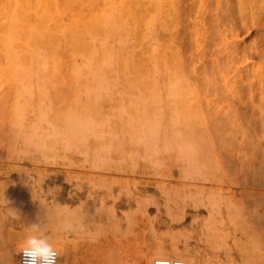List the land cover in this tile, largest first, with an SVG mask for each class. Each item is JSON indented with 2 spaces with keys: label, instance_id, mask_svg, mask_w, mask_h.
<instances>
[{
  "label": "rangeland",
  "instance_id": "1",
  "mask_svg": "<svg viewBox=\"0 0 264 264\" xmlns=\"http://www.w3.org/2000/svg\"><path fill=\"white\" fill-rule=\"evenodd\" d=\"M44 2L0 0L34 33L0 50V264L32 223L72 264H264V0Z\"/></svg>",
  "mask_w": 264,
  "mask_h": 264
},
{
  "label": "bare ground",
  "instance_id": "2",
  "mask_svg": "<svg viewBox=\"0 0 264 264\" xmlns=\"http://www.w3.org/2000/svg\"><path fill=\"white\" fill-rule=\"evenodd\" d=\"M40 5H41L40 6L41 12L44 15L46 13L45 11L46 7H45L44 0H40ZM78 19H79L78 17H74L72 19V28H73L72 32L74 33L73 35L77 38L82 37V35L85 32H89L94 35V33H96L99 30H106L107 23H102L98 25L94 23V19L86 23L85 26L79 27ZM27 21H28L27 17L24 14V16H21L20 18L21 24L20 25L16 24L15 17L11 14V12L8 11V8H6L5 6H3L2 3H0V50L4 52L7 56H9L10 58L13 57L12 56L13 54L11 52L13 50L15 43H19L22 46L25 45L29 47V44L27 45V43L29 42V40H31L34 37L33 32H26V33L17 32V29L24 31V29L28 28ZM7 102L8 100L6 97L0 98V117L3 115L2 112L5 109L4 108L5 104L8 107ZM5 120L7 121L2 122V119L0 118V142L6 143V144L8 143L13 144L16 141V139L20 140V138L18 137L19 131H17L11 126L13 124L12 120L8 121V118ZM20 237L17 238V242L14 240V238H10L7 240L8 245H12L13 243H16L15 252H14L15 257L13 260V264H19V253H20L19 245L23 239ZM49 239H50V242L53 243V245L57 248L59 252V256L57 258V264H72L67 251L64 248H62V246L60 247L54 239L50 237ZM177 250L176 248H171L169 251H166L160 247L154 248L153 250H149V251L147 250L144 256L145 257L144 264H152L153 261L157 258L181 259V260L186 261L188 264H201L199 260H197L196 257L193 256L190 252L186 251L184 253H179ZM222 259H223L221 261L222 263L220 264L228 263V258H222Z\"/></svg>",
  "mask_w": 264,
  "mask_h": 264
},
{
  "label": "clouds",
  "instance_id": "3",
  "mask_svg": "<svg viewBox=\"0 0 264 264\" xmlns=\"http://www.w3.org/2000/svg\"><path fill=\"white\" fill-rule=\"evenodd\" d=\"M19 252L22 253V264H57L59 252L50 242L47 229L40 223H32L25 230L20 242ZM158 264H172L171 261H158ZM176 264H180L179 261Z\"/></svg>",
  "mask_w": 264,
  "mask_h": 264
},
{
  "label": "built area",
  "instance_id": "4",
  "mask_svg": "<svg viewBox=\"0 0 264 264\" xmlns=\"http://www.w3.org/2000/svg\"><path fill=\"white\" fill-rule=\"evenodd\" d=\"M161 260H164V261H171L172 264H176L177 261L180 262V264H188L186 261L184 260H181V259H168V258H157L153 261L152 264H158V261H161ZM19 264H22V253H19Z\"/></svg>",
  "mask_w": 264,
  "mask_h": 264
}]
</instances>
